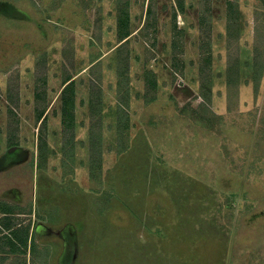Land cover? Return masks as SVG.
Listing matches in <instances>:
<instances>
[{"label":"rangeland","instance_id":"1","mask_svg":"<svg viewBox=\"0 0 264 264\" xmlns=\"http://www.w3.org/2000/svg\"><path fill=\"white\" fill-rule=\"evenodd\" d=\"M130 1L126 14V10H118L116 0H0V73L9 70L10 75L15 77L19 67L12 69L11 66H14L26 51L37 49L38 61L42 62L44 57L48 59L49 48L55 55L51 58L54 60L52 70L61 69L58 58L59 54H63L70 70L79 72L88 65V61L83 59L87 60L89 56H93L94 51L101 54L95 42H99L102 52L116 44V28L119 25L128 31H139L130 40L131 44L128 43L125 47V52L129 55L132 50L137 57L139 52L142 54L133 67V73L136 74L135 88L137 89L138 82L142 81L141 77H138L140 74L145 78L146 70L155 73L157 87L150 88L145 95L148 105L145 103L143 117L149 123L144 127L140 125L138 117L142 115V111L137 113L133 110L136 112L134 120L139 125L132 126L130 120L126 119L118 150L113 149L106 153L109 166L105 180L107 188L102 191L101 179L98 177L100 175H96L94 187L92 186L96 192L90 191L88 194V200H95V204L88 203L86 206V229L83 231L81 243L85 250L81 264H162V259L144 243L134 247V238L128 240L122 235L118 239V229L113 227L122 221L121 218L127 219L126 209H139L140 198L141 201L148 200V204L158 203L146 193L144 185L158 177L159 174L155 172L159 170L165 172L167 183H172L174 177H182L184 182L188 178L195 179L197 183L204 184V187H211L205 191L191 189V195L195 192L205 194L212 190L214 194L213 197L208 195V198H205L206 195L202 196L196 201L201 207L210 205H207L208 213H199L198 224L201 225V233L214 235L217 240L222 236L229 242L230 264H264V73L259 88L256 89L254 85L255 27L258 24L264 31V1L255 0L253 6L247 4L241 9V39L238 46L239 90L229 101L226 20L225 14L220 11L222 3L228 0H211L214 11L213 51L207 55L210 57L212 71L211 102L204 101L200 95L201 58L200 49L196 46L198 43L200 45V36L190 32L186 37L183 35L180 42L182 47L179 48L176 59L179 67H183L184 74L178 72L174 79L172 51H168L166 46L159 49L157 47V25L166 23L164 10L170 6V0H155L159 13L155 47L152 41L145 40V30L142 29L148 0ZM256 12L259 13L257 21ZM184 14V23L177 17V26L185 27L186 24L192 28L199 20V8L195 6L186 5ZM161 36V42L164 44L166 35L162 33ZM56 41L63 43L53 46ZM75 48L82 58H75L74 61ZM110 55L111 57L106 58L107 65L116 59L117 50ZM149 55L156 59L147 60ZM169 56L172 60L168 59ZM4 77L0 75L1 79ZM112 79L115 82L114 71L108 70L105 83L106 106L118 105L116 99L119 97L116 90H112L110 83ZM16 80V77L11 79L12 91L15 92L18 90L15 89ZM77 81L76 88L81 99L86 96L87 84L82 88L84 79L81 77ZM52 87L53 99L60 85ZM2 94L0 87V98ZM129 96L123 93L120 98L126 103ZM61 98L62 96L59 102L62 101ZM147 99L153 101L148 103ZM142 102L144 101L142 100L141 104ZM138 105L140 102L135 101L134 109L138 108ZM111 117L108 111L106 119L110 120ZM46 129V126L42 127L41 135H44ZM138 129H146L148 140L146 137H138L140 140H135L134 144L130 145V132L139 133ZM127 146L130 147L124 152ZM121 147L123 152L119 153ZM19 171L21 169H11L7 174L0 176V179L2 183H19L29 204L34 190V175L33 172L23 173V185L20 178L15 181ZM152 195L154 197L155 194ZM74 196L72 200L78 199V193ZM167 201L164 216L172 217L175 208L172 209L169 205L170 196ZM28 204L25 208L30 207ZM107 205L111 206L106 212L107 216L96 220L95 209L100 210ZM144 205L145 202L142 203V208ZM81 213L84 216V209ZM73 214L77 216L75 211ZM180 216L187 217L188 214L183 212ZM20 219L18 223L26 224L24 221L29 218L22 216ZM188 227L191 228V224H188ZM183 229L187 230L185 227ZM167 230L168 233L176 232L178 236L163 237L161 241L165 260L170 264H179L170 257L171 253L173 257L182 259L181 264H218L225 257L221 255L222 250L217 252L213 245L207 244L206 239H202L204 241L201 245L190 250L188 246L197 240L193 231L190 232L192 238H180L179 226L175 230L167 227ZM0 233L3 232L0 230ZM13 238L16 239L15 236ZM9 239L7 244H11L12 240ZM5 242L6 240H3L1 245H7ZM35 243L38 246L43 245L38 238H35ZM54 245L63 253L71 251L70 247L74 246V243L69 244L64 240L62 243L58 240ZM12 257L14 256L10 255L8 258ZM65 257L63 256V259Z\"/></svg>","mask_w":264,"mask_h":264},{"label":"crops","instance_id":"2","mask_svg":"<svg viewBox=\"0 0 264 264\" xmlns=\"http://www.w3.org/2000/svg\"><path fill=\"white\" fill-rule=\"evenodd\" d=\"M149 1L150 0H148V7ZM228 1L222 3V10L220 8L222 14H225L224 19L226 20V27ZM130 2L131 1L128 0L129 7L131 4ZM255 2V0H238L240 9L247 4L253 6ZM186 5L199 8V20L197 23L193 24L194 26L192 28L188 27L186 24L185 27L178 25V28L185 31V37L190 35L189 32L201 37V0H184L183 11H180L178 8L176 0H170V6L166 7V10H164L167 16L166 23L161 22L157 25L158 49L166 46L168 51H172L173 53V26L174 23L178 24L177 17L183 22ZM117 8H119L118 4ZM211 8L213 29V4ZM156 9L158 15V7ZM162 9H164V7H162ZM147 11L148 8L146 9L145 19L143 21L144 24L147 20ZM120 22L119 20V23ZM142 29H144V25ZM116 32L118 36L116 44L109 50L102 52L99 42H95L101 54H99V52L97 54V51H94L95 54L93 56H89L87 60L83 59L88 61V65L76 73L70 70L63 54H59L60 58H58L61 69L59 71L52 70L54 66V60L52 59L55 55L52 49L49 48L48 59H45V70L42 72L46 77L47 83L46 105L38 103L36 98L38 94L37 88L42 83L40 81L42 75L40 71H37V66L40 63L38 61L39 55L37 49L26 51V54L16 62L14 66H11L12 69L16 66L19 67L15 76L17 78L15 81V89L18 90L12 92L13 100L11 101L8 97V92L13 84L11 79L15 77L10 75L9 72L11 71L9 70L8 72L0 73V75L5 76L3 79L0 78V87L3 92L0 98V176L7 174L11 169H21L19 175L15 176V181H18V178H20L21 184L24 185L25 182L23 183L22 181L24 174H26V172H33L34 175V190L29 204L26 202L24 196L25 192L19 183H2L0 179V230L3 232L0 233L2 234L0 235V264L82 263L85 248H83L81 243L84 235L83 231L86 229V206L88 203L89 205L95 204V200L91 202L88 200V194L90 191L96 192V190H93V182L96 175H100L98 177L101 179L102 187L100 188H102V191L108 186L105 181L107 179V173L109 172L106 153L113 151V149H115V151L118 150L119 107H123L126 113H128L130 125L134 126L137 124L134 120L135 115L136 112L140 113L141 111L142 115H139L138 119L140 122L138 123L143 127L149 123L145 121L143 112L147 104L145 95L148 92L146 89V71L151 70L145 71V78H143L144 76L141 74L138 76L141 77L142 81L138 82V88L136 89L134 86L136 74L133 73V67L134 63L141 59L140 57H142V54L139 52V57L135 56L133 54L132 45L130 47L132 53L129 55L130 96L128 98V105L124 106L117 98L118 105L111 104V106H106L105 83L108 70L114 71L115 82L112 79L110 83L112 90H116L118 96V55L116 59L111 61L108 65L106 63V58L107 56L111 57L110 54L116 51V48L121 44L119 43L120 34L123 35L124 33V35H128L127 40L128 43L131 44L130 40H132L139 31H132L131 29L128 31L127 29H123L122 25H119L116 28ZM162 33L166 35L164 44H162L160 39ZM54 43L53 46H57L56 44L62 45L63 42L56 41ZM196 46L199 49V43ZM149 56V58L146 57L147 60L153 61L156 59L153 55ZM78 57L82 58L75 48L74 61L75 58ZM169 58L172 60L171 56H169L168 59ZM90 70H92L91 73ZM99 70L100 72H98ZM173 73H175L174 68ZM81 77L84 79V81H82V88L87 84V90L86 96H82L81 99H79L80 95L78 94L76 86L78 85L77 79ZM69 78L71 80L67 82L66 79ZM71 81L75 84L74 117L71 121L72 125L68 128L64 125L63 99L61 98V102H59V99L62 96V91ZM92 83H96L99 86L97 91L92 88ZM52 85H60L53 99L51 98V95L54 93ZM92 94H98L99 98H95L92 102ZM142 100L144 101L142 102L143 104H141ZM135 101L137 103L140 102V105H138V108L134 109ZM108 111L112 115L110 120L106 119ZM121 118H124V116H121ZM43 126H46L47 129L44 135H41ZM138 132L139 133L130 132V145L132 143L134 144L135 140L139 139L138 137L145 138L147 136L146 129H144V131L138 129ZM146 139L148 140V137H146ZM98 145H100V151L98 150ZM129 147L130 146H127L124 152H126ZM92 148L94 153L92 152ZM99 153L101 155V169L96 168L93 172L92 154L99 156ZM27 168L28 171H26ZM155 173H158L159 176L145 183L144 188L146 193L149 194L152 199H155V201L157 200L158 203L153 202L148 204V202H146L148 200L142 199L143 201H141L140 198L141 204L138 210L132 209L129 211L126 209L127 213L125 214L127 219L124 220L121 218L122 221L119 222L118 225L113 226L115 229H118V239L122 235L127 237L128 240L134 238V247L138 245L142 246L144 243L145 246H149L150 249L158 255L159 259H162V264H170L165 260V252L161 247V241L163 237H178L176 232L168 233L167 227L168 229L175 230L179 226L180 238L190 236L192 238L193 236L190 235V232H195L194 235H196L197 240L194 239L195 241L188 246L190 250H192V247L201 245L206 239L207 244L213 245L219 253L222 250L221 255H225L218 264H226V262L230 264L229 242L225 241L222 236L217 240L214 235L201 233V225L198 224L199 213L201 211H206V213H208V206L210 205L207 204L208 206L205 205L201 207L202 205L198 206L196 201L202 196L205 197L206 195L205 198H208V195L209 197H213L214 194L212 190L205 194H196L195 192L194 195H191L192 190L196 188L199 191H205L210 190L211 187L209 185L204 187V184L197 183L198 181L195 179L191 180L186 178L187 180L185 179L186 182H184L181 180L183 179L182 177H174L172 183H167L165 172L163 173V171L159 170ZM76 193H78V199L72 200ZM152 194H155L154 197ZM168 196H170L172 201L169 202V205L172 209L175 208L172 217L164 216L168 204V201L166 202ZM143 202H145V205L142 208ZM27 204L30 206L29 208H25ZM110 208L111 206L107 205L104 208H100V210L95 209L96 214L94 218L96 220L104 219L107 216L106 212L109 211ZM83 209L84 216L81 213ZM74 211L77 216H74ZM122 211L125 212V209L122 208ZM183 212L185 214L187 213L188 216H180ZM22 216H27L29 218L24 221L27 222L26 224L23 222L18 223L21 221L20 218ZM188 224H191V228L188 227ZM184 227L187 230H184ZM14 236L16 239L13 238ZM9 238L12 240L11 244H7L10 242ZM35 238H38L43 245H36ZM25 239H27V244L22 242ZM3 240H6L4 244L7 245H1ZM58 240H61L62 243L64 240V242H69V244L73 242L74 246L70 247L71 251H64L62 253L58 251L54 245ZM10 255L14 257L8 258ZM169 255L171 258H174L177 263H182V259L173 257L172 253ZM63 256L66 257L63 259Z\"/></svg>","mask_w":264,"mask_h":264},{"label":"trees","instance_id":"3","mask_svg":"<svg viewBox=\"0 0 264 264\" xmlns=\"http://www.w3.org/2000/svg\"><path fill=\"white\" fill-rule=\"evenodd\" d=\"M264 1V0H263ZM178 8L180 11L184 10V0H176ZM125 3V5H123ZM118 7L120 11H125L127 14L128 9V0H117ZM123 5V6H122ZM259 13H255L256 21L258 20ZM121 20V19H120ZM156 23H157V9L156 1L150 0L149 7L147 11V20L144 24L145 29V40L147 42H153V46H156ZM241 9L238 1H228L227 3V27H226V45H227V99L230 101L234 93H237L239 90V75H238V59H239V42L241 39ZM200 30H201V41L199 45L200 49V95L204 101L211 102V85H212V71H211V62L209 54L213 51V39H212V8L210 6V0H201V15H200ZM185 35L183 29H179L177 24L174 23L173 26V68L175 73L173 78L176 79L178 72L184 74L183 67H179L176 56L178 54L179 48L182 47L180 42L182 37ZM128 35L120 34L119 43H121L117 48V75H118V97L121 104L124 106L128 105L123 102L121 95L123 93L126 96H129V54L125 52V47L128 45L127 40ZM254 85L256 89L259 88L263 73H264V31L261 29V26L258 24L255 27V42H254ZM99 64V63H97ZM45 70V57L42 62L37 66V71H40L42 77L40 81L42 82L37 88L38 94L36 96L38 103H47V83L46 77L44 76ZM66 78V77H65ZM42 79V80H41ZM67 82L71 79H66ZM157 83L155 81V73L153 71H146V89L147 91L150 88L156 89ZM92 88L96 91L99 89V86L96 83H92ZM11 87L9 88L8 97L13 100V93ZM99 98L98 94H92V102L95 98ZM147 98V97H146ZM63 99V116H64V125L65 127H70L71 121L74 117V101H75V84L71 81L62 91ZM99 101V99H98ZM148 103L153 100L147 99ZM119 125H118V135L121 141V134L124 130V124L126 119H128V113L119 107ZM121 116L124 118H121ZM101 140V139H100ZM121 145V144H120ZM100 145H98V150L100 151ZM95 150V149H94ZM93 152V148H92ZM123 152V147L120 148V153ZM94 153V152H93ZM95 156L92 154V168L93 172L96 168L101 169V157ZM24 244H27V239L22 241Z\"/></svg>","mask_w":264,"mask_h":264}]
</instances>
